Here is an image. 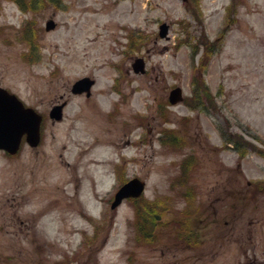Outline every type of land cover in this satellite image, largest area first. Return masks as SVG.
Returning a JSON list of instances; mask_svg holds the SVG:
<instances>
[{"label": "rangeland", "instance_id": "obj_1", "mask_svg": "<svg viewBox=\"0 0 264 264\" xmlns=\"http://www.w3.org/2000/svg\"><path fill=\"white\" fill-rule=\"evenodd\" d=\"M0 86L42 114L0 150V264H264V0H0Z\"/></svg>", "mask_w": 264, "mask_h": 264}, {"label": "water", "instance_id": "obj_2", "mask_svg": "<svg viewBox=\"0 0 264 264\" xmlns=\"http://www.w3.org/2000/svg\"><path fill=\"white\" fill-rule=\"evenodd\" d=\"M54 27V22L49 19L46 21V29ZM168 31V25L163 22L159 25V35L165 36ZM135 71H144V65L141 59L136 58L133 62ZM93 80L88 77H82L76 80L72 85V92L78 93L90 91ZM169 101L176 102L182 99L181 89L177 86L170 90ZM50 116L56 119L61 118V106L56 105L52 108ZM41 116L32 108L26 107L14 95L0 88V148L8 152H15L25 134L27 142L36 145L39 141V124ZM144 189V181L133 177L122 184L114 195L111 207L118 205L125 197H137Z\"/></svg>", "mask_w": 264, "mask_h": 264}, {"label": "trees", "instance_id": "obj_3", "mask_svg": "<svg viewBox=\"0 0 264 264\" xmlns=\"http://www.w3.org/2000/svg\"><path fill=\"white\" fill-rule=\"evenodd\" d=\"M19 1H20V0H19ZM20 3H21V2H20ZM20 3H19V4H20ZM224 138H225V137H224ZM225 140H226V139H225ZM236 149L239 151V153H240L241 155H243L244 150H242V149H240V148H236ZM263 182H264V181H263ZM153 205H154V204H153ZM156 207H157V206H156ZM144 220H145V219H144ZM144 220H143V221H144ZM144 223H145V222H144ZM187 223H189V220H188V219L186 220V224H187ZM141 232H143V231H141ZM148 235H149V233L145 234V236H148ZM149 237H150V236H149ZM189 238H190V237H189Z\"/></svg>", "mask_w": 264, "mask_h": 264}]
</instances>
